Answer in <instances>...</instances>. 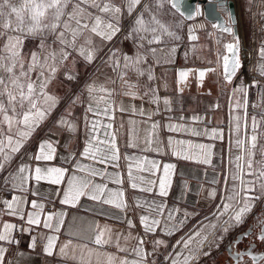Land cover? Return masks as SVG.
<instances>
[{
	"label": "snow or ice",
	"instance_id": "snow-or-ice-1",
	"mask_svg": "<svg viewBox=\"0 0 264 264\" xmlns=\"http://www.w3.org/2000/svg\"><path fill=\"white\" fill-rule=\"evenodd\" d=\"M165 2L172 10L184 16L181 12L182 0H155L154 6L152 0H0V172L7 173L2 178L0 190L9 188L11 194L10 199H0V217L8 215L22 221L18 225L0 220V264H10L6 254L10 246L20 243L16 234H30L36 228L47 229L49 232L32 235L28 247L35 250L38 243L43 241V253L49 257L59 256L61 264H156L158 250L161 246L167 248V245L163 239H146L148 234H156L160 230L171 236L192 215L186 210L177 215L181 210L169 208L163 199L169 195L172 187L175 164L160 165L146 157L125 156L124 159L128 161V187L141 193L151 194L155 191L161 198L159 201L145 198L141 202L137 196L132 204L128 202L124 188L112 189L108 185V182L123 185L125 181L120 173H108L106 167H95V163L119 167L121 155L112 123L116 111L139 112L142 116L147 115L149 120L160 111L161 103L165 112L172 111L173 101L170 98L162 99L157 88L151 85L145 86L146 90L141 95L139 83L140 77H146L149 82L157 79L153 65L160 64L157 53L164 51L146 45H164L168 41L181 40L179 33L160 18ZM218 7L226 12L227 20L211 26L222 34L232 36L233 41L223 45L225 54L221 55L217 51V68L180 69L176 79L178 93L182 94L188 87L190 76L195 75L197 83L202 86L207 74L217 72L219 67L223 68L224 82L231 85L238 78L239 70L244 67L241 42L232 27L236 23L233 14L223 3ZM199 15L201 11L197 6L195 14L186 18L193 19ZM199 27L205 26L201 24ZM195 31V28L188 29L190 41L198 40ZM118 34H123L125 40H133L136 44L135 55L121 53L115 46L108 47ZM26 41H35V50L25 51ZM196 50L194 44L192 51ZM176 51L177 45L173 44L167 50L164 63H173L172 57ZM149 55L154 58L152 63H148ZM257 55L258 60L252 71L264 78V45L257 50ZM70 59L71 66L68 64ZM78 59L83 60L85 65H94L100 61V66L94 68V78L87 80L79 93L63 98L56 95L51 85L62 69L66 80L78 81V73L75 71ZM145 64L148 66L144 67ZM105 67L115 73L114 78L104 72ZM132 75L137 78L136 82L132 81ZM117 84L119 91L115 87ZM250 87L261 90L260 102L252 105L261 109L258 116L249 117L247 111ZM117 95L131 99L148 96L150 103L158 107L155 112L145 113L142 108L125 102L117 104ZM229 100L232 112L242 111V114L232 115L230 119V132L235 137L234 143L231 140L230 143L235 154L234 159L230 160L232 169L225 179L220 203L212 213L214 219L205 217L207 223L201 222L181 236L172 245V250L164 255L161 264H200L202 257L211 254L213 246L219 247L223 234L243 224L253 214L257 202H264V84L256 79L251 84L240 80L233 86ZM61 103L64 104L62 112L57 119L52 120L53 113ZM78 105H84L85 126L88 130L80 155L92 163L83 164L79 160L72 163L73 153L70 152L64 158L70 167L51 164L57 159L58 142L49 138L40 141L37 151L29 158L33 164L21 162L14 170H8L17 155L26 154V146L36 130L49 120L59 128L74 133L77 124L73 111ZM88 114H92L95 119H89ZM100 117H106L108 122L104 123ZM191 119L202 122L199 115ZM129 123L135 124L134 121ZM161 127L158 122L151 123L146 129L141 151H162L158 136ZM166 127L169 131L190 133L196 137L204 136L212 140L224 138L223 130L220 129L200 130L181 123H168ZM131 135L134 139L128 142V147L139 148L135 128L131 130ZM167 147L177 159L194 160L205 165L212 163V144L169 137ZM158 172L161 174L157 176ZM142 173H149L150 176H156V179ZM97 177L108 182L98 183ZM42 182L57 186L53 195H60L61 205L75 208L82 198H87L121 213L129 209L140 210L143 214L139 215V225L142 226L143 234L134 235L132 230L136 225L131 218H127L126 232L114 230L107 224L93 223L86 230L69 233L70 237L76 238L75 242L72 238L60 241L59 234L66 212H45L43 201L49 199V194L38 187ZM30 183H33L31 195L39 196L41 200L32 199L29 202ZM209 197L215 199L217 191H210ZM29 203L30 210L26 212L25 205ZM258 225L259 235L255 239L264 247V215L260 217ZM216 231L222 234L216 236ZM209 235L213 236L211 241ZM148 243L152 245L151 251L145 247ZM206 246L208 251H205ZM108 248H114L115 251H108ZM235 256L238 262L244 260L245 256L251 258V264L264 261V254L256 255L251 250L247 253L235 251ZM244 264L247 262L244 261Z\"/></svg>",
	"mask_w": 264,
	"mask_h": 264
},
{
	"label": "crops",
	"instance_id": "crops-1",
	"mask_svg": "<svg viewBox=\"0 0 264 264\" xmlns=\"http://www.w3.org/2000/svg\"><path fill=\"white\" fill-rule=\"evenodd\" d=\"M238 5V28L241 33V44L249 47L254 51L255 58L250 64L252 71L255 66L258 55L257 50L264 45V0H234ZM153 6L155 0H152ZM226 15V14H225ZM160 18L162 21L170 24L173 30L177 31L181 36L180 41H168L164 45H151L146 47H156L164 49V51H158L157 56L160 58V64L153 65L154 73L157 79L149 82L146 77H140V93L141 95L146 90L145 86L151 85V87L157 88L159 96L170 98L172 103V111L165 112L163 104L159 105L160 111L152 115L151 120L147 115H140L139 112H119L114 113L113 130L117 133V144L120 150L121 159L119 160L118 168H113L111 165H102L95 163L97 168H107L108 173L119 172L125 183L123 185H116L108 181H102L100 177L96 178V182H108V185L112 189L124 188L126 190V196L128 202L133 203L135 197L139 196L141 202L145 198L151 200L156 199L159 201L161 198L155 194V191L151 194L141 193L138 190H132L127 184V164L128 161L124 159L125 156H141L146 157L149 160H155L160 165L166 163H172L176 165L173 177L172 187L169 191V195L165 198L169 208H178L181 210L177 215H181L183 211H187L192 215L186 220L185 225L173 235L168 236L163 231L158 230L156 234H148L146 239L151 240L153 238L163 239L166 242L167 248L161 246L158 250L156 264H161L164 255L172 250V245L176 243L181 236L187 233L193 226L199 223H207L205 217L214 219L212 213L216 211V206L220 203V194L225 189V179L232 169L230 160L234 159L235 149L230 143V140L234 143V134L230 132V119L232 115L242 114L240 112H232L229 107V97L231 95L232 88L235 84H238L240 80H243L247 84H251V81L244 73L238 72V78L234 80L233 84H226L223 80L222 72L223 68L219 67L217 72L208 73L204 79L203 85L197 83L195 75L189 77L188 87L184 92L178 93L176 91V79L177 73L180 69H206L217 68V51L220 54H225L224 44L233 41V37L228 34H222L218 30L212 28V22L208 21L204 16H195L192 20H188L185 16H181L170 8L167 2L165 7L161 10ZM180 27L177 28L176 25ZM203 24L205 27L200 28L199 25ZM240 26V27H239ZM195 28V34L198 36L197 41H190L188 39V29ZM167 40V38H166ZM219 40V43L217 42ZM177 45V51L173 54V63H164V58L167 54V50ZM196 45L197 50L192 51V46ZM118 48L121 53L133 56L136 53V44L133 40H125L123 34H118L108 47ZM107 48L104 49L107 52ZM143 51V49L141 50ZM185 52L188 53L185 56ZM154 58L149 55L148 63H152ZM211 61V63H209ZM71 59L68 61L71 66ZM100 66V61H96L94 65H85L83 60L78 59L75 65V71L78 73V81H68L63 76V69L58 74V78L51 85L52 90L56 95L60 97H66L69 94L79 93L83 89V86L87 80L93 77L94 68ZM145 64L144 67H147ZM104 72L107 75L115 77V73L110 68H104ZM258 75V74H257ZM259 76V75H258ZM103 79V77H101ZM133 82H136L135 75L131 76ZM261 81L264 84V78ZM117 91H119V84L115 85ZM260 89L250 87L249 90V117L257 115L261 112L260 108L252 107L253 104L260 102ZM117 104L125 102L130 106L142 108L145 113L155 112L157 105L150 103V97L144 96L143 99H131L126 96L115 97ZM219 105V107H213ZM64 104L61 103L55 113H53L52 120L57 119L62 112ZM84 105H78L74 111L77 129L74 133H70L66 130L59 128L49 120L45 124L41 125L36 130L31 139V148L25 156L24 163L29 165L33 164V161L29 159L38 148L40 141L52 138L53 141H57V159L50 162L53 165L70 167L68 163H65V156L70 152L73 153V161L79 160L83 164L92 163L89 160L81 157L80 153L83 151L85 138L87 135V128L85 126V113L83 111ZM199 115L202 117V122L192 121L191 117ZM89 119H95L92 114H88ZM171 117V120H169ZM183 117V119H181ZM104 123L108 120L106 117H100ZM129 121H134L135 124H130ZM152 122H158L162 127L158 129V136L161 142L162 151H141L143 147V140L146 135V129L150 127ZM168 123H181L189 127H196L197 129H220L223 130L224 138L222 140H212L208 137L192 136L190 133L185 132H172L166 127ZM135 128L136 134L139 137V148L128 147V142L134 137L131 135V130ZM103 131V130H101ZM169 137L175 140H191L195 143H205L214 145L212 163L205 165L197 163L194 160L177 159L171 154V149L167 147V140ZM259 159V156H257ZM157 173L156 175H160ZM146 177L156 179V176H150L149 173H142ZM34 183V182H33ZM33 183H30V191L28 193L29 202L32 199L41 200L39 196L31 195L33 190ZM42 192L49 194V199L44 200L45 212L49 211H65L66 216L64 218V225L61 228L59 234L60 241H65L72 238L75 242V237H70L71 231L86 230L89 225L93 223H99L100 225L107 224L114 230L120 232H126L127 226L125 220L131 218L136 228L133 229L134 235H142L143 229L139 225V215L143 214L140 210L133 211L129 209L126 213H121L117 209H113L107 205H100L94 201L82 198L81 203L75 207H68L59 203L60 195H53V190L57 186L48 185L42 182L38 186ZM62 187V186H61ZM215 189L217 191V197L215 199L209 197V192ZM11 194L2 195L0 199H10ZM51 201V202H50ZM30 210V203L25 205V211ZM116 217H120L117 219ZM226 218V217H225ZM43 219V217H42ZM224 219V218H221ZM2 221H11L16 224H21L17 218L4 215L0 217ZM39 232H49L47 229L36 228L32 233L16 234L17 239L20 240L18 245L10 246L9 252L6 254L7 261L10 264H61L59 256H46L43 251V241H40L35 250L28 247L32 235H37ZM229 233V232H228ZM228 233L223 234V240L219 241V247L213 246L211 248V254L209 256L202 257L200 264H214L217 260H213V255L219 251V249L225 244ZM222 233L216 231L215 235L220 236ZM209 241L213 239L212 235L208 237ZM134 244L135 241H132ZM148 251H151L152 245L148 243L145 245ZM208 247H205V251H208ZM108 251H115L114 248H108ZM124 255V253H120Z\"/></svg>",
	"mask_w": 264,
	"mask_h": 264
},
{
	"label": "flooded vegetation",
	"instance_id": "flooded-vegetation-1",
	"mask_svg": "<svg viewBox=\"0 0 264 264\" xmlns=\"http://www.w3.org/2000/svg\"><path fill=\"white\" fill-rule=\"evenodd\" d=\"M262 215H264V202H257L253 214L228 236L225 244L213 255V260H217L214 264H244V261L251 264V258L248 256L238 262L235 251L247 253L251 250L256 255L264 254V247L260 246L259 241L255 239L259 235L258 222Z\"/></svg>",
	"mask_w": 264,
	"mask_h": 264
},
{
	"label": "water",
	"instance_id": "water-1",
	"mask_svg": "<svg viewBox=\"0 0 264 264\" xmlns=\"http://www.w3.org/2000/svg\"><path fill=\"white\" fill-rule=\"evenodd\" d=\"M220 3H223L225 7L232 12L233 20L236 21V23H234L232 27L234 28L236 35L239 37L236 2L234 0H182L181 12L184 13V16L186 18L189 15H194L197 6H199L201 11V15H199L200 17L204 16V18L212 23L223 22L227 20V14L226 12L221 11L218 7Z\"/></svg>",
	"mask_w": 264,
	"mask_h": 264
},
{
	"label": "rangeland",
	"instance_id": "rangeland-1",
	"mask_svg": "<svg viewBox=\"0 0 264 264\" xmlns=\"http://www.w3.org/2000/svg\"><path fill=\"white\" fill-rule=\"evenodd\" d=\"M35 47H36V42H35V41H30V42H29V41H26V48H25V51H28L29 49L35 50ZM26 148H27V152H26V154H27L28 151H29L30 148H31V141H30V143L26 146ZM23 151H24V150L22 149V152H23ZM26 154H25L24 156L17 155V157L14 158L13 162L9 165V169H8V170H9V171L14 170V169H15V168H16L21 162L24 161ZM5 175H7L6 172H0V183H2V178H3ZM4 194H5V195H9V194H10L9 188H5V189H3V190H0V198H1V196L4 195ZM238 227H239V226L230 229V231H229V233H228V236H229L230 234H232V232L236 231V230L238 229ZM262 264H264V262H263Z\"/></svg>",
	"mask_w": 264,
	"mask_h": 264
},
{
	"label": "built area",
	"instance_id": "built-area-1",
	"mask_svg": "<svg viewBox=\"0 0 264 264\" xmlns=\"http://www.w3.org/2000/svg\"><path fill=\"white\" fill-rule=\"evenodd\" d=\"M226 1H230V0H226ZM241 47H242L241 59H242L244 67H242L239 71L241 73H244L245 75H247V77L249 78L250 81H252L254 79L263 81V79H261V77H259L256 73H254L250 69V64L252 63V61L255 58L254 57L255 56L254 51L247 46H241ZM245 54H249V55H245Z\"/></svg>",
	"mask_w": 264,
	"mask_h": 264
},
{
	"label": "bare ground",
	"instance_id": "bare-ground-1",
	"mask_svg": "<svg viewBox=\"0 0 264 264\" xmlns=\"http://www.w3.org/2000/svg\"><path fill=\"white\" fill-rule=\"evenodd\" d=\"M236 12H237V17H238V5H237V3H236ZM240 27V26H239ZM238 31H239V28H238ZM239 37H240V40H241V33H240V31H239ZM243 44V43H242ZM241 44V46H244V45H242Z\"/></svg>",
	"mask_w": 264,
	"mask_h": 264
}]
</instances>
